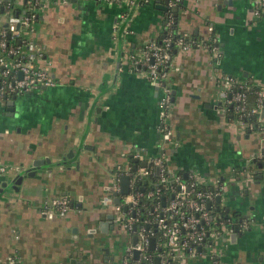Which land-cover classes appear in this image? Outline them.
I'll use <instances>...</instances> for the list:
<instances>
[{
    "label": "crops",
    "instance_id": "obj_1",
    "mask_svg": "<svg viewBox=\"0 0 264 264\" xmlns=\"http://www.w3.org/2000/svg\"><path fill=\"white\" fill-rule=\"evenodd\" d=\"M23 1L15 0L14 9L30 8ZM156 1L46 0L33 8V30L24 37L39 48L34 62L47 66L55 83L0 93V162L6 165L0 187L23 174L17 189L0 191V264L11 255L18 264L119 262L129 238L123 231L124 240L113 246L108 235L118 226L113 220L107 230L101 226L112 213L102 198L113 169L126 166L134 149L140 163L160 151L159 91L127 58L163 35L166 12ZM254 1L179 0L174 8L176 30L199 44L173 46L170 53L166 83L173 98L166 119L175 143L165 152L172 170L202 176L206 186L219 179L220 205L238 225L224 228L218 246L210 238L201 254L174 264H264V105L255 124L243 127L228 111L224 87L230 76L264 87V12L253 14ZM10 99L13 115L6 113ZM38 157L51 165L27 174ZM57 195L71 201L65 214L45 207ZM235 212L249 217L246 228Z\"/></svg>",
    "mask_w": 264,
    "mask_h": 264
},
{
    "label": "built area",
    "instance_id": "obj_2",
    "mask_svg": "<svg viewBox=\"0 0 264 264\" xmlns=\"http://www.w3.org/2000/svg\"><path fill=\"white\" fill-rule=\"evenodd\" d=\"M44 1L46 0H25L23 4L30 8L20 12L14 11L15 0H0V12L3 15L0 18V93L5 90L22 92L55 83L47 66L39 67L34 62V58L41 55L39 48L33 40L24 37V31L33 30V8L42 5ZM128 1L142 4L152 0ZM178 1L167 2L165 27L161 38L150 40L139 50H132L127 55L132 68L150 77L159 91L160 151L157 154H147L143 157L146 164L141 165L140 150L134 149L132 157L136 161H133V168L129 161L126 166L117 165L113 169L102 203L111 206L114 225L121 228L129 238L117 264H155V255H158V264H174L184 256L201 254L212 235L220 237L224 228L232 227L234 223V219L216 214V197L221 196L223 190L219 179L215 180L213 186H206L194 175L185 177L182 171L171 170L167 165L168 155L165 151L171 143H175L166 119L172 101L171 90L166 83L170 53L173 46L186 50L199 44L188 33L171 26ZM263 12L264 0H255L253 14L258 16ZM208 30H212V25H208ZM25 44L26 48L23 46ZM207 45L216 55L215 36H210ZM224 87L231 94L229 101L233 104L239 124L252 127L253 123L249 118L251 115L256 117L264 105V87L238 84L231 76L225 77ZM250 92L255 95L252 103L248 99ZM4 170L6 165L0 162V171ZM152 171L155 173V180L149 178ZM122 174L129 176V192L119 193L120 203H115L114 196L119 192ZM45 207L51 213L65 214L71 207V201L65 195H57L49 198ZM242 222L247 227L248 223L245 220ZM225 223L229 225L225 227ZM134 235L136 239L133 242ZM151 237L154 238L153 248L150 247ZM134 250L138 251L137 257L134 256ZM7 263L18 264L16 257L12 255L8 256Z\"/></svg>",
    "mask_w": 264,
    "mask_h": 264
},
{
    "label": "water",
    "instance_id": "obj_3",
    "mask_svg": "<svg viewBox=\"0 0 264 264\" xmlns=\"http://www.w3.org/2000/svg\"><path fill=\"white\" fill-rule=\"evenodd\" d=\"M25 1V0H24ZM157 3L155 4L158 8L160 9H163V10H166L167 9V2L168 0H163V2H160V1H156ZM176 15V14H175ZM6 25V23H5ZM20 75V73H19ZM172 94H174V92H172ZM231 94H229L230 96ZM14 97V95L12 96ZM173 98V97H172ZM262 112L264 113V109H262ZM6 113L8 115H13L15 113L14 111V106H13V99H10L7 101V107H6ZM133 161H136L135 158L132 159ZM46 162V163H45ZM57 163H61V162H57ZM46 164V166H49L51 165L50 163V159L49 158H44V157H38L36 158L33 162H32V166L27 170V174H31L35 172L36 169L40 168V167H44ZM141 165H145L146 162L143 161L140 163ZM262 164H259V166H261ZM264 165V163H263ZM31 171V172H30ZM156 171H157V167H156ZM262 174H258V177H260ZM22 177H23V174L22 173H19L17 174L14 179H12L11 181L7 182V181H3L1 183V187H0V191H2V188L5 187V186H11L12 188H15L17 189V186L18 184H20L21 180H22ZM185 177H186V173H185ZM129 192V176L127 174H122L120 176V188H119V192H116L115 193V196H114V202L115 203H120V194H126ZM220 200H221V196H217L216 197V210L219 211L222 206L220 205ZM210 202L208 203V207H210ZM124 209H126V206L123 207ZM228 211V208L226 209ZM229 215H228V212L225 214V218H227ZM243 215L240 216V218H238V221L241 220ZM113 219V214L112 213H109L107 215V221H103L101 223V226H105V230H107V225H108V222L111 221ZM229 224L228 223H225V227L228 226ZM234 225V224H233ZM111 227H113V225H110ZM103 228V227H102ZM234 230L237 231L238 230V225H234ZM236 233L233 232V236H235ZM219 236H223V233H221ZM136 239V236L134 235L132 237V241L134 242ZM209 242V245L211 244V241H208ZM153 245H154V238L151 237L150 238V247L153 248ZM105 251L108 250L107 247L104 248ZM138 255V251L137 250H134V256L137 257ZM155 259V264H158V255H155L154 257ZM75 260L72 259L71 262H74ZM143 264V263H142Z\"/></svg>",
    "mask_w": 264,
    "mask_h": 264
},
{
    "label": "rangeland",
    "instance_id": "obj_4",
    "mask_svg": "<svg viewBox=\"0 0 264 264\" xmlns=\"http://www.w3.org/2000/svg\"><path fill=\"white\" fill-rule=\"evenodd\" d=\"M167 165L169 166V168L172 170L174 167H173V165H175L174 164V162L171 160V155L169 156L168 155V158H167ZM195 177L197 178V179H203V180H205L202 176H198V175H196L195 174ZM228 179V178H227ZM121 228H119V227H116V228H114L113 230H112V233H110L108 236H110V237H112V241H113V246H115L116 244H115V242H119V243H121V239L122 240H124V233H122L123 232V230H120ZM212 239H213V242H214V245L213 246H218V244L220 243V241H219V237H217V236H214V235H212ZM105 241V240H104ZM108 242V241H107Z\"/></svg>",
    "mask_w": 264,
    "mask_h": 264
},
{
    "label": "trees",
    "instance_id": "obj_5",
    "mask_svg": "<svg viewBox=\"0 0 264 264\" xmlns=\"http://www.w3.org/2000/svg\"><path fill=\"white\" fill-rule=\"evenodd\" d=\"M14 11H17V10L15 9ZM171 26H172L173 29H176L175 16H174V20H173ZM161 36H162V35H161ZM161 36L157 37V39L161 38ZM0 86H2V84H1ZM3 93L6 94V93H7V90L3 91ZM11 93L14 94V92H11ZM15 93H16V92H15ZM249 102L252 103L251 100H250ZM228 111H229L231 114L236 115L232 103H230V105H229V107H228ZM249 121H251V122L253 123V125H254L255 122H256L255 116L251 115L250 118H249ZM129 161H130L131 166H132V168H133L134 164H133L132 158H130ZM179 171H181V170H179ZM149 178L152 179V180H155V179H156V176H155L154 171H152V173L149 175ZM234 214H236V215L238 216L239 212H235ZM221 215H222V217H223V214H221ZM222 217H221V218H222Z\"/></svg>",
    "mask_w": 264,
    "mask_h": 264
},
{
    "label": "flooded vegetation",
    "instance_id": "obj_6",
    "mask_svg": "<svg viewBox=\"0 0 264 264\" xmlns=\"http://www.w3.org/2000/svg\"><path fill=\"white\" fill-rule=\"evenodd\" d=\"M228 211H226V209L225 208H221L219 211H217L216 212V214H218L219 216L221 215V214H223V217L225 218V214L227 213ZM222 216V215H221ZM229 218H231V219H235L236 217H233L232 215H229L228 216ZM238 218H240V216H237ZM238 218H237V220H238ZM243 220H245L247 223H248V221H249V217H246V216H242V218H241V220L239 221V222H242ZM233 226V225H232ZM246 228V227H245Z\"/></svg>",
    "mask_w": 264,
    "mask_h": 264
}]
</instances>
